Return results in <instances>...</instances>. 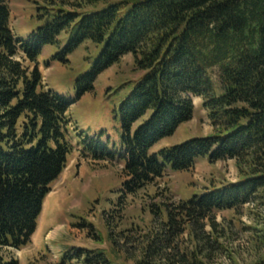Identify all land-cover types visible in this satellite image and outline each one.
I'll use <instances>...</instances> for the list:
<instances>
[{"label":"trees","instance_id":"trees-1","mask_svg":"<svg viewBox=\"0 0 264 264\" xmlns=\"http://www.w3.org/2000/svg\"><path fill=\"white\" fill-rule=\"evenodd\" d=\"M10 1L0 0V264H20L6 252L32 243L45 199L77 144L84 157L123 162L120 198L156 184L167 169L191 170L201 157L236 160L239 181L165 206L167 221L138 261L204 264L203 248H216L218 212L264 205V0H75L74 10L61 5L26 39L11 26ZM63 33L69 42L53 59L64 63L86 41L103 44L91 71L78 79L79 98L127 54L142 72L116 110L119 142L104 132L71 131L74 101L45 87L39 58ZM194 97L202 99L214 133L154 151L193 117ZM188 231L192 254L179 247ZM74 255L84 264H123L104 251Z\"/></svg>","mask_w":264,"mask_h":264},{"label":"rangeland","instance_id":"rangeland-1","mask_svg":"<svg viewBox=\"0 0 264 264\" xmlns=\"http://www.w3.org/2000/svg\"><path fill=\"white\" fill-rule=\"evenodd\" d=\"M75 0H11V26L19 38H28L57 13L61 5L74 10ZM69 42L63 33L58 46L47 45L39 58L43 83L74 101L69 108L70 129L87 134L103 133L104 138L120 140V124L116 110L122 99L142 76L132 54L102 72L93 91L80 98L78 79L91 71L103 44L82 43L64 63L53 57ZM212 77L220 91L219 68ZM193 117L163 139L153 150L174 147L196 137L214 133L212 121L202 104L194 97ZM80 139L75 138V144ZM77 144L70 155L66 169L52 184L38 220L32 243L22 249H8V257H16L20 264H58L66 253V264H84L74 255L78 249L104 251L117 263L138 264L144 254V245L161 230L167 221L165 206L188 200L194 194L222 188L241 178L236 160L211 162L207 157L197 160L188 171L167 169L164 177L135 195L120 198L125 179L123 162L94 160L80 154ZM160 210L157 215L154 210ZM164 220V221H163ZM109 223V224H108ZM211 228L207 226V230ZM218 240L215 249L203 248L204 264H255L264 257V205L260 202L245 204L238 210L217 213ZM195 241L188 231L179 241L182 251L192 254ZM212 249V250H211ZM170 252V251H169ZM169 256L174 258L173 253Z\"/></svg>","mask_w":264,"mask_h":264}]
</instances>
